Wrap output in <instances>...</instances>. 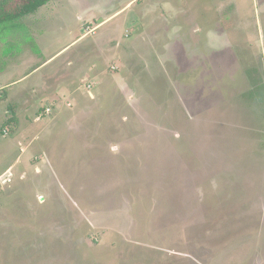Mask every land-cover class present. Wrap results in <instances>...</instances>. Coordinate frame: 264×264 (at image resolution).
Masks as SVG:
<instances>
[{
    "label": "rangeland",
    "instance_id": "374dc122",
    "mask_svg": "<svg viewBox=\"0 0 264 264\" xmlns=\"http://www.w3.org/2000/svg\"><path fill=\"white\" fill-rule=\"evenodd\" d=\"M130 1L7 25L0 264H264V0Z\"/></svg>",
    "mask_w": 264,
    "mask_h": 264
},
{
    "label": "trees",
    "instance_id": "16d2710c",
    "mask_svg": "<svg viewBox=\"0 0 264 264\" xmlns=\"http://www.w3.org/2000/svg\"><path fill=\"white\" fill-rule=\"evenodd\" d=\"M54 0H0V42H4L3 35L9 30L8 24L16 22L36 13L41 7ZM5 53V52H4Z\"/></svg>",
    "mask_w": 264,
    "mask_h": 264
},
{
    "label": "crops",
    "instance_id": "0c3cea01",
    "mask_svg": "<svg viewBox=\"0 0 264 264\" xmlns=\"http://www.w3.org/2000/svg\"><path fill=\"white\" fill-rule=\"evenodd\" d=\"M133 1H135V0L130 1V3L132 4ZM130 3H128L126 6H129ZM156 4H158V6H160V5H159V2L156 3ZM156 4H155V5H156ZM155 5H154V6H155ZM154 6L152 7V9L155 8V9H157V10H159V11L161 10L160 7H157V5H156V7H154ZM171 8H172V7H169V6H168V9H167L166 12L171 13V11H170ZM116 14H117V13H116ZM190 16H191V15H190ZM168 28H169V29H168ZM166 29H168V31L170 30L171 35H174L173 33L179 31V25H175V26H173L172 28L169 27V26H167ZM189 31H191V33H194V31H198V30H197V26H196V24H195V27H194L192 30H189ZM214 32H215V31H214ZM191 33L188 34V37H189V38L191 39V41L194 42L195 44L189 42L188 45H191V46L196 47V48L198 49L199 46L202 45V41H201V39L199 38V36L196 37V34H197V33H196L194 36H192ZM211 33H213V32H211ZM155 35H156V33L151 35V36H152V37H151V40H152V38H154ZM212 36H213L212 34H211L210 36H209V35L207 36L209 42H210V39L212 38ZM182 39H183V38H181V40H182ZM183 41H188V40H187V38H186V39L183 40ZM209 45H210V44H209ZM183 46H184V45H183ZM51 59H52V58H50L49 60H47L45 63L49 62ZM45 63H44V64H45ZM44 64H42L41 66H43ZM41 66H40V67H41ZM40 67H38V68H40ZM38 68H37V69H38ZM37 69H35V70H37ZM35 70H34V71H35ZM0 90H1L2 93H3L4 89H3L2 86L0 87ZM15 92H16V91H15ZM13 95H14V93L11 94L10 97H11L12 100H15V99H13V97H14ZM0 97H1V95H0ZM16 101H17V100H15V105H17V106H15V109H14V110H15V116H19V115H20L19 112H21V111H20V110H21V107L23 106V104H25V101H22V100L17 101V102H16ZM50 114H51V113H50ZM22 153H24V152H22ZM8 170H10V168H8Z\"/></svg>",
    "mask_w": 264,
    "mask_h": 264
},
{
    "label": "built area",
    "instance_id": "2783aa9c",
    "mask_svg": "<svg viewBox=\"0 0 264 264\" xmlns=\"http://www.w3.org/2000/svg\"><path fill=\"white\" fill-rule=\"evenodd\" d=\"M44 112H45V114H50V113H51L50 109H48V108H47V109H45V111H44Z\"/></svg>",
    "mask_w": 264,
    "mask_h": 264
},
{
    "label": "bare ground",
    "instance_id": "6f19581e",
    "mask_svg": "<svg viewBox=\"0 0 264 264\" xmlns=\"http://www.w3.org/2000/svg\"><path fill=\"white\" fill-rule=\"evenodd\" d=\"M42 200V198H40V201Z\"/></svg>",
    "mask_w": 264,
    "mask_h": 264
}]
</instances>
